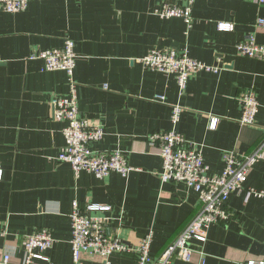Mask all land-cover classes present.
I'll list each match as a JSON object with an SVG mask.
<instances>
[{"label":"crops","instance_id":"1","mask_svg":"<svg viewBox=\"0 0 264 264\" xmlns=\"http://www.w3.org/2000/svg\"><path fill=\"white\" fill-rule=\"evenodd\" d=\"M160 0H35L24 11L0 12V252L21 264L27 236L42 229L56 243L47 256L53 264H73L72 204L112 207L121 217L107 226L129 248L152 235L151 254L159 257L187 228L200 209L199 195L182 185H162L163 160L149 137L172 128L174 105L184 110L177 130L202 148L209 175L222 174L224 153L248 155L264 139V61L243 57L237 44L249 35L264 45L261 0H196L189 30L181 19L154 14ZM220 23L232 24L219 31ZM75 42L81 115L105 129L97 151H120L133 171L101 180L78 176L56 157L65 145L64 123L54 119L51 101L68 95L64 71H43L34 52L61 49ZM187 49L190 57L218 73L190 76L182 92L173 75L143 67L139 60L153 48ZM255 88L260 110L254 126L242 125L238 99ZM164 96L166 102L157 101ZM218 119L216 130H210ZM246 188L264 191V157ZM231 217L211 226L206 242L192 241L191 262L175 264H264V200L234 193ZM83 264H104L85 254ZM111 264H137L134 252L115 253ZM41 264V263H38Z\"/></svg>","mask_w":264,"mask_h":264},{"label":"built area","instance_id":"2","mask_svg":"<svg viewBox=\"0 0 264 264\" xmlns=\"http://www.w3.org/2000/svg\"><path fill=\"white\" fill-rule=\"evenodd\" d=\"M35 0H0V12L16 13L24 11ZM264 2V0H261ZM196 0H160L154 14L161 19H181L190 30L194 22ZM257 26L264 28V18H259ZM219 31L233 29L232 24L220 23ZM239 55L264 61V45L257 42L254 35L247 36L237 44ZM31 60L40 59L44 62L43 71H64L70 82L68 95L51 101L54 119L64 123L63 135L65 145L56 157L59 163H67L75 175L89 172L98 179H105L116 172L127 177L133 168L126 155L120 151L103 152L91 148L93 143L101 142L105 129L98 122L84 118L79 110L77 84L74 80L77 66L75 42L66 40L61 49L34 52ZM139 63L154 72L176 77L182 92H185L190 76L198 72L218 73L219 68L210 66L190 57L187 49L153 48ZM157 101L165 103L164 96H156ZM242 108V125L254 126L260 110V101L255 88L245 91L239 96ZM172 110V128L149 137V145L159 150L163 160V171L159 175L162 185H182L199 195L200 209L190 224L159 256L151 254L152 235L146 236L132 248L119 237L107 235V226L121 217L111 215L112 207L88 205L84 210L79 203L72 204V256L73 264H83L85 254L100 256L104 264H111L109 258L115 253L134 252L137 264H175V260L191 262L194 249L191 242H206L211 226L226 222L231 213L228 201L234 193L246 194V199L254 197L264 200V191L246 188L247 180L254 165L264 157V139L248 155H240L235 151L224 153L225 167L220 175H209L204 161L202 148L189 142L177 127L181 121L183 108L174 105ZM218 119H213L210 130H216ZM3 170L0 166V181ZM6 232L0 230V237ZM56 243L53 232L42 229L25 238L23 243V259L21 264H53L46 255ZM0 264H11V255L0 252ZM197 264H205L204 261ZM249 264H255L250 262Z\"/></svg>","mask_w":264,"mask_h":264},{"label":"water","instance_id":"3","mask_svg":"<svg viewBox=\"0 0 264 264\" xmlns=\"http://www.w3.org/2000/svg\"><path fill=\"white\" fill-rule=\"evenodd\" d=\"M107 230H108V228H107Z\"/></svg>","mask_w":264,"mask_h":264}]
</instances>
